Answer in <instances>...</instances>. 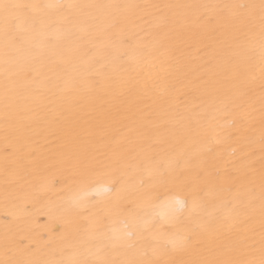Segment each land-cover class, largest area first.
<instances>
[{"label":"snow or ice","instance_id":"snow-or-ice-1","mask_svg":"<svg viewBox=\"0 0 264 264\" xmlns=\"http://www.w3.org/2000/svg\"><path fill=\"white\" fill-rule=\"evenodd\" d=\"M101 16L107 27L87 32L88 71L98 65L101 78L53 85L66 103L35 118L28 86L46 58L62 43L69 51L79 46L81 24ZM178 42L185 45L179 57ZM145 54L204 60L193 87L208 100L177 103L181 89L167 82L125 143L83 135L75 111L121 88L126 66ZM257 69L258 117L249 87ZM220 80L235 81V91L221 95ZM209 108L212 120L221 113L230 119L214 140L201 142ZM34 125L43 145L30 137ZM0 130L5 199L26 206L53 192L61 223L48 241L56 247L42 254L19 245L6 226L0 264H264V0H0Z\"/></svg>","mask_w":264,"mask_h":264},{"label":"bare ground","instance_id":"bare-ground-1","mask_svg":"<svg viewBox=\"0 0 264 264\" xmlns=\"http://www.w3.org/2000/svg\"><path fill=\"white\" fill-rule=\"evenodd\" d=\"M40 3H234L240 0H35ZM246 2L258 3L259 0H246ZM109 19L101 16L94 25L81 24L84 30V39L79 46H69L65 43L54 55L46 58L41 67V77L33 85L28 86V104L33 109L32 115L39 118L46 110L59 109L63 101L59 95H54L56 89L53 85L64 86L65 81H70L78 87L87 82L101 78L102 69L97 65L96 69L89 72L88 69L93 63L87 55L88 49L92 46L89 43L87 32L100 31L107 27ZM97 43L99 41H96ZM210 43V41H206ZM191 43L203 46L200 41ZM180 52L184 50L183 42H178ZM204 60L193 58H179L168 61L156 55L145 54L137 57L136 60L126 66L124 79L121 88L112 90L109 94H97V98L85 103L75 111V118L79 121L80 131L83 135L89 136L97 144H107L115 147L117 143H125L129 129L134 127L138 115L143 111H150L154 107L153 99L159 96V91L167 82L176 83L181 89L180 100L191 103L193 99L208 100L201 97L193 84L200 83L196 76L201 71ZM257 79L249 85L251 102L259 116L261 105V89L259 84V70H256ZM235 81L220 80L216 85L221 95L228 92L229 95L235 91ZM231 89L232 92L228 90ZM122 93V94H121ZM247 99V97H245ZM207 107V104L204 105ZM213 109H208V114L203 119L204 135L197 137L201 142H210L216 138L215 134L219 126L230 117L222 113L217 114V119L212 120ZM195 135V133H193ZM32 140H38L44 144L43 134L39 127L34 125V131L30 134ZM3 133L0 130V143ZM156 147H160L157 145ZM167 147V145H164ZM219 147V145H217ZM55 196L49 192L32 200L25 206L21 200L10 196L5 199L4 178L0 173V258L4 256L3 237L6 231L21 246L30 245L38 252L48 253L56 247L55 241L48 243L50 236L58 234L61 223L57 217L54 207Z\"/></svg>","mask_w":264,"mask_h":264}]
</instances>
